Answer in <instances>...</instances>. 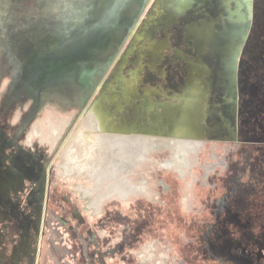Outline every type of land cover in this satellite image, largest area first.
Instances as JSON below:
<instances>
[{"label":"rangeland","instance_id":"1","mask_svg":"<svg viewBox=\"0 0 264 264\" xmlns=\"http://www.w3.org/2000/svg\"><path fill=\"white\" fill-rule=\"evenodd\" d=\"M172 2L0 0V264H46L43 214L49 208L68 217L71 206L61 207L66 194L85 218L76 231L87 244L72 232V220L57 227L69 239L66 264H264V0H182L168 7ZM240 13L246 22L236 19ZM214 19L198 56L183 41L185 27ZM166 35L156 63L164 78L144 71L137 90L155 87L162 96L153 101L182 105L187 84L204 83L202 145L184 174L161 166L171 159L162 144L170 142L172 121H158L155 113L163 110L153 107L152 126L157 120L166 128L138 175L148 193L94 214L75 191L77 181L60 176L56 155L100 92L122 96L120 79L145 69L148 59L140 54L148 41ZM86 63L99 69L89 88L79 81ZM125 113L129 121L138 117ZM50 116H70L55 146L29 142L32 125ZM13 149L35 156L37 167Z\"/></svg>","mask_w":264,"mask_h":264},{"label":"flooded vegetation","instance_id":"2","mask_svg":"<svg viewBox=\"0 0 264 264\" xmlns=\"http://www.w3.org/2000/svg\"><path fill=\"white\" fill-rule=\"evenodd\" d=\"M176 1L181 2L182 0H173V2ZM229 1L224 0V3L227 4ZM173 2L172 4H168V7H173ZM246 17L244 13H240L237 14L236 19L239 22H246ZM215 21V19L209 22L202 21L200 25L196 22H190L186 25L183 41L190 44L196 55L200 56L206 52ZM139 37L140 34H137L136 38ZM146 46L145 51L140 54V57L144 55L147 57V67L145 69L139 68L138 71L131 72V77L128 79H120L123 84L121 88L122 96H119L117 93L104 95L103 91H101L98 98L79 115L56 155L57 164L55 168L58 170L60 176L70 181H77V184L74 185L75 191L80 193L82 198H88L86 207L87 209H91L94 214L102 212L103 206L109 202L129 201L135 196L148 193L145 179L138 177V175L140 171L144 170L146 164L149 163L151 152L156 150V138L166 128L165 122H158L161 121V118H167L172 121L170 142L168 144H162L165 148L170 149L171 159L169 162L161 163V166L165 167L168 165L169 167L176 168L180 174H184V167L191 165L197 156V151L202 145L200 140V123L203 119L202 107L206 89L204 83L200 86L194 80V82L187 84L186 93L179 97L183 101L182 105H164L159 100L153 101L151 99L152 95L162 96V93L151 86H146L139 92L137 86L139 80H142L144 71L156 73L159 78H164V73L157 71L156 63L160 61L163 50L168 47V41L166 38L161 41L151 42L150 40ZM175 54L179 56L180 52H175ZM257 57L259 58V56ZM86 65H90L96 69L89 84L81 82L85 88H89L93 85L94 78L99 69L95 63H86L82 67L80 75ZM193 66L194 68H198L199 64L194 63ZM110 87L107 83L103 85V90L109 89ZM94 106L98 110L100 109L101 117L107 126L105 136L113 142V150L117 154L116 168L106 179H98L100 174L88 173L85 170L81 172H78L74 168L66 170L67 160L63 153V147L71 132L76 128L80 119ZM153 107H160L163 110L160 113H155L158 121L154 120L153 124L157 126L156 128L152 126L150 118L148 117V113ZM126 109L130 113L136 114L138 116L137 119L129 121V117L125 113ZM141 116H143V119ZM69 122L70 116L63 118L50 116L46 120H38L32 125L28 141L30 142L33 138H37L40 142L46 143L50 148H53ZM13 150L17 152V149ZM18 152L20 151L18 150ZM20 153L25 163H27V166L35 165L37 167L33 163V160L36 161L35 156L31 157L24 151ZM5 156L7 158L8 155L6 154ZM191 156L194 157L191 158ZM24 171L25 169L23 168L20 172L24 174ZM43 172L41 171L40 173L41 177H44ZM24 180L22 177V181ZM48 181L50 182L51 180ZM37 195L40 201L42 193L38 192ZM69 205L71 207L68 211V217L64 216L61 211L51 210L49 208H46L44 211L43 216L47 224L41 231V234L47 236L48 250L46 252V264H66L64 258L69 254L64 244V241L68 242L69 239L65 238L63 232L58 231L57 227L66 228L68 220H72L74 222V231L72 232H77L78 227L85 223V218L80 207L76 203H73L71 197L66 194L62 198L61 207ZM76 234L83 241L84 248L87 249L84 236L80 232ZM86 234L90 239H93L96 235L92 231H87Z\"/></svg>","mask_w":264,"mask_h":264},{"label":"bare ground","instance_id":"3","mask_svg":"<svg viewBox=\"0 0 264 264\" xmlns=\"http://www.w3.org/2000/svg\"><path fill=\"white\" fill-rule=\"evenodd\" d=\"M99 110L91 107L80 119L67 139L63 153L67 160L66 170H85L100 174L98 179H106L116 168L117 154L113 142L105 136L107 126Z\"/></svg>","mask_w":264,"mask_h":264},{"label":"water","instance_id":"4","mask_svg":"<svg viewBox=\"0 0 264 264\" xmlns=\"http://www.w3.org/2000/svg\"><path fill=\"white\" fill-rule=\"evenodd\" d=\"M95 72H96V69L94 67L90 65H86L79 77L80 82L89 84Z\"/></svg>","mask_w":264,"mask_h":264}]
</instances>
